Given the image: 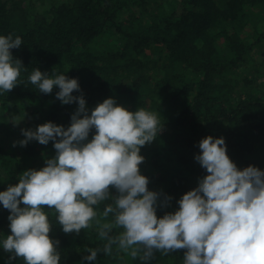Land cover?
<instances>
[{
  "label": "trees",
  "instance_id": "1",
  "mask_svg": "<svg viewBox=\"0 0 264 264\" xmlns=\"http://www.w3.org/2000/svg\"><path fill=\"white\" fill-rule=\"evenodd\" d=\"M155 1L0 0V35L21 37L22 46L12 53L26 67L19 85L0 94V126L6 131L0 134V191L55 155L53 142L13 147L24 139L21 129L49 121L67 128L78 107L56 99L58 87L40 93L28 80L37 68L50 78H78L89 110L111 97L130 111L157 113L163 128L141 148L140 170L149 190L162 193L161 201L172 197L157 209L158 217L176 211L177 201L207 175L195 160L202 138H225L240 170H264V72L258 75L264 70V0H162L160 7ZM14 115L24 118L18 126L10 122ZM94 134L95 129L89 140ZM44 210L50 238L60 241V264H143L115 249L112 256L85 260L86 248L104 243L95 228L66 234L55 212ZM9 215L0 204V241L11 235ZM184 251L156 252L149 264H183ZM10 255L0 246V264H24Z\"/></svg>",
  "mask_w": 264,
  "mask_h": 264
},
{
  "label": "clouds",
  "instance_id": "2",
  "mask_svg": "<svg viewBox=\"0 0 264 264\" xmlns=\"http://www.w3.org/2000/svg\"><path fill=\"white\" fill-rule=\"evenodd\" d=\"M21 46L20 36L0 35V94L19 85L26 70L12 53ZM28 80L42 94L58 87L56 99L78 107L67 128L49 121L21 129L24 139L13 143L26 147L31 141L45 146L53 142L55 155L0 191L11 231L0 246L10 260L60 264V241L50 238L48 208L66 234L95 228L104 243L85 249L87 261H95L98 253L112 256L115 249L117 255L149 264L156 252L185 250L183 264H264V170L252 165L240 170L227 153L225 138L201 139L195 160L207 175L177 201L176 211L158 217L157 209L167 207L172 197L161 201L162 193L149 190V178L140 170L145 159L141 148L163 128L157 113L130 111L111 97L89 110L78 78L65 74L50 78L37 68ZM23 119L14 115L10 122L18 126Z\"/></svg>",
  "mask_w": 264,
  "mask_h": 264
},
{
  "label": "rangeland",
  "instance_id": "3",
  "mask_svg": "<svg viewBox=\"0 0 264 264\" xmlns=\"http://www.w3.org/2000/svg\"><path fill=\"white\" fill-rule=\"evenodd\" d=\"M156 2V5L158 6V7H160L161 6V3H162V0H156L155 1ZM155 2H154V4H155ZM128 14H130V13H128V12H126V13H124V15H121L120 16V18L122 19V18H126V16L128 17ZM147 17H146V19H151V17H152V14H148V15H146ZM259 56V54H258V52H254L253 53V57H258ZM262 68H264V67H262ZM264 72V70H262V72H258V75H263L262 73ZM254 73H255V71H253L252 73H251V75H250V77L251 76H253L254 75ZM256 75V74H255ZM4 130V129H3ZM4 132L6 133V131H2V126H0V134H4ZM16 137L18 138L19 137V134H17L16 133Z\"/></svg>",
  "mask_w": 264,
  "mask_h": 264
}]
</instances>
